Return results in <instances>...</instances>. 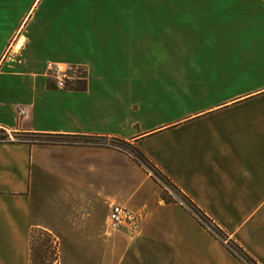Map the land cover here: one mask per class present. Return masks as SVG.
Instances as JSON below:
<instances>
[{
  "label": "crops",
  "instance_id": "crops-1",
  "mask_svg": "<svg viewBox=\"0 0 264 264\" xmlns=\"http://www.w3.org/2000/svg\"><path fill=\"white\" fill-rule=\"evenodd\" d=\"M50 65L81 67L85 91ZM0 131L70 144L0 142V264H32L35 230L86 264L112 204L142 214L123 264H245L122 142L264 264V0H0Z\"/></svg>",
  "mask_w": 264,
  "mask_h": 264
},
{
  "label": "rangeland",
  "instance_id": "rangeland-1",
  "mask_svg": "<svg viewBox=\"0 0 264 264\" xmlns=\"http://www.w3.org/2000/svg\"><path fill=\"white\" fill-rule=\"evenodd\" d=\"M83 70V69H82ZM82 77L85 76V71L83 70ZM155 78H168V75L164 73L163 70H159L156 73ZM173 78V77H172ZM177 78V77H176ZM3 134L0 133V137ZM16 138V137H13ZM63 140V139H57ZM128 159H126L123 155L119 154V199L123 198L124 190L127 188L129 189L133 186V178L135 176V170L130 167L128 164ZM140 180L146 179L148 174L146 173L145 169H142ZM168 189L175 194L177 197H180L179 194L173 190L171 187ZM162 192V199L166 201L169 200L167 193L163 188H161ZM120 204H123L119 201ZM99 219L98 221L104 218L105 209L102 208L99 212ZM123 231H117L111 233V236L104 237L101 240L94 241L92 243V256L91 259L86 260V264H123L122 257L124 253L123 245L127 243L126 236L122 233ZM212 234V233H211ZM217 240H219L222 245L232 254L235 253L241 261L245 264H255L252 261H249L243 253L239 252L236 246L229 242L223 234H219V231L216 230ZM216 237V236H215ZM226 239V240H225ZM57 245L53 243V240L49 238L45 233L35 230L33 232V253H32V264H85L83 263V258L78 259L77 255H75V259L70 257V252L66 251L65 244H62V255L60 263H56V260L59 259V252L57 251ZM232 249V251L229 249Z\"/></svg>",
  "mask_w": 264,
  "mask_h": 264
},
{
  "label": "built area",
  "instance_id": "built-area-1",
  "mask_svg": "<svg viewBox=\"0 0 264 264\" xmlns=\"http://www.w3.org/2000/svg\"><path fill=\"white\" fill-rule=\"evenodd\" d=\"M81 67L76 66H70L66 69H61L60 67L56 65H50L49 66V78L53 80L56 84V87L58 89H68L72 86V84L75 82L77 78H83L82 75L84 72H82ZM24 111L21 110L19 112V115H23ZM0 142H17V143H25L31 146H65L70 145L64 140H52L51 138H42V137H21V138H13L8 136V138L0 139ZM90 142H77V145H90L87 144ZM75 145V143H74ZM108 147L113 148L114 150L118 151L119 153L127 154L128 156H131L134 158L143 168L146 170V172L154 177L161 188L165 190V192L168 195L169 202L165 201L163 199V203H177L181 205L182 207L191 210V206H189L188 202L184 200L180 195V197H177L175 194H173L169 189L168 185L161 182L159 178H157L153 171L149 169L147 166H145L139 159V157L126 149L121 144L114 145L110 144ZM179 194V193H178ZM142 219V214H139L137 212H133L126 207L118 204H112L111 205V212L110 216L107 222V234H111L117 231H120L122 229H126L129 233L133 234L136 233L139 229L140 221ZM199 221L207 228V230L212 233L213 235L217 236L216 230L217 228L210 223L208 220L205 222L204 220L199 218ZM218 231V230H217ZM218 237V236H217ZM230 249V247H229ZM232 251V249H230Z\"/></svg>",
  "mask_w": 264,
  "mask_h": 264
},
{
  "label": "trees",
  "instance_id": "trees-1",
  "mask_svg": "<svg viewBox=\"0 0 264 264\" xmlns=\"http://www.w3.org/2000/svg\"><path fill=\"white\" fill-rule=\"evenodd\" d=\"M85 77H86V74H85V76L81 79V80H76L73 84H72V86L70 87V88H68V89H70V90H73V91H85V89H86V79H85ZM0 133H2L3 134V136L2 137H0V139H5V138H8V135L5 133V132H3V131H0ZM122 144H123V146L126 148V149H128V145L126 144V143H124V142H122ZM129 151H131L132 152V149H129ZM138 155V157H139V159H140V161L145 165V166H147L149 169H151V171H153V173H154V175L157 177V178H159L160 180H161V182H163L164 184H167L169 187H171L173 190H175L177 193L179 192L178 191V189L176 188V187H174L164 176H162L155 168H154V166L142 155V154H137ZM179 194H180V192H179ZM165 200V199H164ZM184 200H186L185 198H184ZM166 201V200H165ZM187 202H188V204H189V206H191V211L196 215V217H197V219L199 220V218L200 219H202V220H204L205 222H207L206 220V218L204 217V215L193 205V204H191L188 200H186ZM167 202H169V200L167 201ZM219 234H222V232H220L219 231ZM236 248L239 250V252H241V253H243V255L245 256V258H247L249 261H251L250 259H249V257L242 251V250H240L237 246H236ZM31 250H32V253H33V237H32V243H31ZM233 255L237 258V259H239L240 260V258L237 256V255H235V253H233ZM32 258H33V256H32ZM58 261H59V259L58 260H56V263H58ZM241 261V260H240ZM32 262H33V260H32Z\"/></svg>",
  "mask_w": 264,
  "mask_h": 264
}]
</instances>
